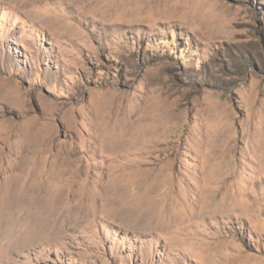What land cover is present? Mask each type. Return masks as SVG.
<instances>
[{"label":"rangeland","instance_id":"rangeland-1","mask_svg":"<svg viewBox=\"0 0 264 264\" xmlns=\"http://www.w3.org/2000/svg\"><path fill=\"white\" fill-rule=\"evenodd\" d=\"M36 5L0 0V264H264V0Z\"/></svg>","mask_w":264,"mask_h":264},{"label":"bare ground","instance_id":"bare-ground-1","mask_svg":"<svg viewBox=\"0 0 264 264\" xmlns=\"http://www.w3.org/2000/svg\"><path fill=\"white\" fill-rule=\"evenodd\" d=\"M36 3H37V0H27V4L30 6V7H34L35 5H36ZM37 6V5H36ZM48 6V5H47ZM46 8V7H45ZM47 9V8H46ZM30 159H32V158H30ZM32 160H34V159H32ZM32 160H30V161H32ZM20 174H25L26 176H23V177H21V181L23 182H25V183H27V181L29 180L30 181V179H31V177H29V176H31V173H27V172H21ZM26 218H30V217H28V216H26ZM25 218V219H26ZM24 218L22 217V220H23Z\"/></svg>","mask_w":264,"mask_h":264}]
</instances>
